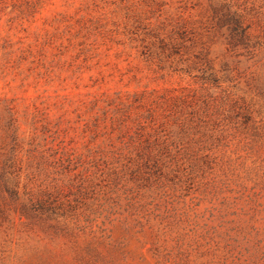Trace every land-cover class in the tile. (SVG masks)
I'll return each mask as SVG.
<instances>
[{"label": "rangeland", "instance_id": "rangeland-1", "mask_svg": "<svg viewBox=\"0 0 264 264\" xmlns=\"http://www.w3.org/2000/svg\"><path fill=\"white\" fill-rule=\"evenodd\" d=\"M0 264H264V0H0Z\"/></svg>", "mask_w": 264, "mask_h": 264}]
</instances>
